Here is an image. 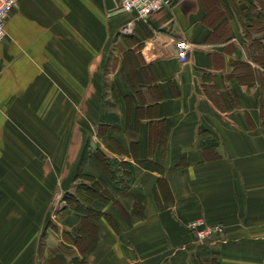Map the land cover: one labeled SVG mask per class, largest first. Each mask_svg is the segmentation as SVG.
<instances>
[{
	"label": "crops",
	"instance_id": "crops-1",
	"mask_svg": "<svg viewBox=\"0 0 264 264\" xmlns=\"http://www.w3.org/2000/svg\"><path fill=\"white\" fill-rule=\"evenodd\" d=\"M11 160L45 193L54 161L74 199L36 239L0 178V264H264V0H173L144 20L116 0H17L0 41ZM201 217L214 239L188 228Z\"/></svg>",
	"mask_w": 264,
	"mask_h": 264
},
{
	"label": "rangeland",
	"instance_id": "rangeland-1",
	"mask_svg": "<svg viewBox=\"0 0 264 264\" xmlns=\"http://www.w3.org/2000/svg\"><path fill=\"white\" fill-rule=\"evenodd\" d=\"M107 84H108V82H107ZM14 147L16 148L17 151L24 152L23 149H25V146L14 145ZM29 147L30 148L31 147L32 148L37 147L38 151H40L39 145L33 144V145H29ZM24 163L25 162H23V161H17V160L0 162V164H2L1 166L4 168V170L2 169L3 171L0 170V173H1V171H2V173H5V175L0 177V178L4 182H6V184H8V181L15 184L18 187L17 190H20L16 194L18 196H20L23 201L30 202L32 204L33 214L35 215V218H36V225L34 227L33 234H35V238L38 239V236L41 234L42 224L46 221V219H47V223L50 225H54L55 220H57V221L59 220L62 222V214L57 216L56 213L58 212V210L60 209V206H62V204H65L67 201H71L72 199H74L73 198L74 195H71L70 193L57 192L56 189L54 188L55 177L53 175V169H52V165H51L54 163V161H51V160L47 161V164H48V176H47L48 189H47L46 193L44 191H41V192L38 191L37 186H39L40 177L32 176L31 178H25L24 176H22V174L24 172L23 171ZM32 164H33V166L35 164L39 165V162L38 161H32ZM24 180L26 181V184H29V188H30L29 192H25L23 189V185L25 184ZM42 180H43V178H42ZM76 181L79 184H82V182H83L82 179H77ZM19 186H21V187H19ZM73 190H74L75 194L79 196L80 191L78 192L77 188H74V189L72 188V191ZM81 194L82 193L80 192V196H81ZM81 197L84 198L86 196H81ZM44 201L47 202L46 205L41 204L42 207H39V208L35 207L36 204H39V202H44ZM8 214L10 216H7V217H9L11 220H17V215H16L17 213L13 209H11V210L9 209ZM2 220L3 219H1L0 221H2ZM196 221H202L203 224L205 225V227L208 230H210L212 236L211 235L208 236V239L213 238L223 228L221 224H218V223L210 224V223L206 222V220L202 217L195 219V220H192V221L188 222V228H190L191 231L194 233L196 239L201 238L199 235H197L196 230L194 229L193 223ZM217 229H218V231H215ZM16 231H17V233L19 231L22 233L24 232L23 229H19V228H17ZM19 247L21 249L20 255H23V251H24L23 248L24 247H23V245H21ZM20 249L19 248L17 249V253L19 252ZM16 259H18V256L16 257Z\"/></svg>",
	"mask_w": 264,
	"mask_h": 264
},
{
	"label": "built area",
	"instance_id": "built-area-1",
	"mask_svg": "<svg viewBox=\"0 0 264 264\" xmlns=\"http://www.w3.org/2000/svg\"><path fill=\"white\" fill-rule=\"evenodd\" d=\"M17 0H0V41L5 35V23L9 11ZM120 10L135 12L140 19H146L150 14L172 4L173 0H116ZM176 54L181 63L187 60L190 44L186 40H179L175 43ZM197 235L201 238H208L211 235L202 221L193 223ZM215 231H218L215 230ZM212 236V235H211Z\"/></svg>",
	"mask_w": 264,
	"mask_h": 264
},
{
	"label": "trees",
	"instance_id": "trees-1",
	"mask_svg": "<svg viewBox=\"0 0 264 264\" xmlns=\"http://www.w3.org/2000/svg\"><path fill=\"white\" fill-rule=\"evenodd\" d=\"M78 174H79V171L77 172L76 176H78Z\"/></svg>",
	"mask_w": 264,
	"mask_h": 264
}]
</instances>
